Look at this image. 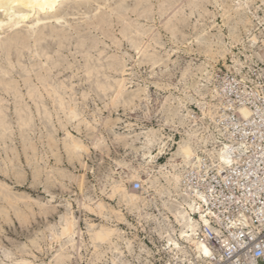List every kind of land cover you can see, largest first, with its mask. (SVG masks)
Instances as JSON below:
<instances>
[{"label": "rangeland", "instance_id": "obj_1", "mask_svg": "<svg viewBox=\"0 0 264 264\" xmlns=\"http://www.w3.org/2000/svg\"><path fill=\"white\" fill-rule=\"evenodd\" d=\"M158 1L162 3L159 2L160 3L159 5ZM183 1L184 4L182 8H179L178 10L176 9L178 12L175 11L173 13L171 11H173L174 8H170L165 12L166 14L164 13L163 15L162 13H160L162 12L160 8L163 5H165V3L168 4L169 2H171V0H150V2H148L150 7L149 17L147 18L148 20H146L145 18L139 19L140 23L143 21L144 25L147 24L146 26L147 27L149 26L150 28L152 27L151 29H153L154 31V36H155L153 37L154 40L153 39L150 40V43H152L151 44L152 46L150 48L153 49V50L150 49L151 54L152 51L153 54L160 53L161 55V54H165L164 52H166V54H170L169 57L166 58L164 61V64L166 62L165 65L162 62H160L161 65H159L160 63H154V60H152L151 57H154L156 54L154 55L152 54L150 59L148 60V62L151 61V63L150 62L147 63L146 61H144L146 63H141L143 62V60L142 61L140 60L142 59L141 55L137 54L136 49L131 48L129 43L127 45L125 39H122L123 36H121L122 34L120 30H122L123 27L121 24L116 22L117 20L116 18H115L116 25L115 22H113L112 27H109L108 29H111L112 31L114 35L113 39L121 43V46L119 47L114 45L112 38L108 37L110 39L109 40L107 36H104V34L101 33V31H96L94 29H91L90 32L92 35H96V36L98 35V37H100L103 43L105 42L104 44L101 43L102 47L105 46L104 54L111 53L109 55H114V57L117 58L119 56L118 61L119 60L122 61L116 65L117 67L116 70L115 69L114 71L112 70L113 72H111V75L116 77L117 79L122 77L127 78V86L129 87V90L136 89V86L137 88L138 86L145 88V91L141 92L139 96H136L134 97L135 99L133 98V100H130L132 103L130 101H128L129 104L128 102L120 101L121 103H125L124 104L125 106L122 105L120 102L119 104L114 103L116 105L111 104V101H109L111 94L110 91L106 92V94L109 92L107 96L104 94L106 98L104 97L103 99H98L97 94L88 86V83L87 82L83 83V81L86 80L85 73H82L84 72V70L81 69V67L83 68L84 66L83 64L84 59L83 56H81V53H77L75 50L76 49L75 36L77 34L74 33V30L71 31L73 38L71 39L72 42L70 43V50L68 49L63 52L61 58L63 64L58 68L52 69L51 74L53 75H51V77L53 78V81H58V80L61 81L62 79L63 81H65L66 86L67 85L70 86L72 85L71 83H74L73 84L74 91L75 89L77 90L74 92L75 94L73 93V95L77 99L78 104H80L79 106L82 112V117L86 119V122L82 123L79 126L80 128L78 127L79 129L74 125L77 123V121L76 123L75 121H72V123L70 124L71 121L65 118V115L63 114L64 111L62 112V110L59 109L58 106H56L57 105L56 102L54 100H53L54 102L51 101L52 99L47 96L46 92H43L45 94L44 104L45 106H47L45 108L48 111H50L52 115H55L54 116L55 118L52 117L51 118L52 120L51 121L49 120L50 122H48L47 120L41 119L38 113L36 112L37 113L36 117L34 116V119L32 120L34 122H31L30 127L25 128L26 131L25 132L24 128L19 127V124L17 123L18 122L17 117L14 114L17 106L13 100L14 99L13 95H11L13 93L6 92L8 94L7 95L6 93H4L5 91H2L0 89V96L3 99L5 98L4 99L5 102L3 104L5 105L4 110L6 111V114L8 113L7 120L9 123L12 121L10 123L11 125L10 127L13 128V129L10 128L11 134H9L10 137L7 135L6 139L9 137L7 140L5 139V137L3 138L2 136H0V160L4 161L7 164V160L11 159L12 161L11 163H14L17 166L20 173L22 172L20 174L19 180L15 179L13 175L11 176L14 178L10 179L8 178L10 176L5 178L3 175L0 174V181L4 183H9L11 185L10 187H12L13 192L15 191L14 193L17 192V194L19 195L21 191L20 196L23 197L24 194H26L27 196L25 195L26 197L25 196L24 197L26 199L28 198L27 199L28 201L26 200V203L21 202L20 203L21 205L18 207L19 208L18 210L21 215L20 214L18 215L16 212H13L15 210L14 209L12 210V208L11 210L10 208L6 209L8 211L7 212L8 214L0 213V264H23V263L25 264L27 261L28 263L26 264H61L63 262H64L63 264H111L113 257L119 254H120L119 256H121L123 259L125 258L124 260H126L127 264H129V262L130 264H146L147 263L145 260L146 257L147 260L150 261L147 264H152V263L158 264L159 262L160 263H162L163 261L166 262L168 261L169 258L172 257L171 256L172 254L168 250H166L167 251L166 252L160 249L161 245L165 243V240L162 239L160 236H158V234L154 231L153 224H151L150 222L148 223L145 222L146 220L139 215L140 213H145L146 211L155 212V213L158 212L156 210V204H160V199H158L159 196L157 195L156 192L157 186L153 185L151 179L157 175V169L159 165H163L166 163L169 153L176 146L175 142L181 140L182 129L180 132V129L178 130V128L172 125L173 124L172 121H170L169 118H167L169 116L167 112L164 113H162L163 111L161 112L162 104L164 103L166 96L170 94L175 97L179 96L182 98H186L187 94L192 95V97L196 100L190 101L188 97L186 101L187 105L189 106L190 109L193 110L194 113H196V117L198 119L202 118L201 111L197 104V99L200 98L199 96L196 95L194 88H192L194 87L193 83L199 80V76H201V73L199 72L200 70H195V69L200 64L206 63V65L208 66L210 65L209 69L211 71H216L220 68L223 70H227L228 65L232 64L231 62L232 55L230 52L226 53L225 58L222 55H220V53L219 55H217L218 53H215L213 56H211L210 52H206L205 49H201V47H199V44L196 42V36L198 35L196 33H200L201 30H203L205 27H206L205 28L206 31L212 32L213 35L210 32L212 40L214 39L217 40V38H222L226 42V46H228L231 49V51H233L235 55L239 56L241 60L247 65L249 63L252 64L254 61L263 62L262 60L257 59L256 57L254 58L252 57L253 62H251V60L250 59L248 60V58H246V56L244 55L243 53L244 49L242 48L241 45L232 44V40L229 36V26L226 25L224 21V14L229 9L228 4L232 2L231 0H214V1L198 0L197 2L200 6L195 10H193L194 12L192 10L191 11L189 10L191 9L188 6L190 0L189 1L183 0ZM252 11L262 17L264 15V2L262 0H254V3L252 5ZM199 12L201 13V15ZM153 14L155 17L153 16ZM160 14H162L163 16ZM169 15L171 16V18ZM77 16L76 18L81 17L79 15ZM188 16L190 17V19ZM197 16L200 19H198ZM130 17H132L130 19L131 21H134L137 18L134 14H131ZM169 19H171L172 21H170ZM252 19L255 24L258 23L259 31H263L259 19H256L254 17H252ZM71 20L73 22L74 19ZM76 20L78 21L80 19H76ZM163 21L165 22V24ZM166 21L167 22L169 21L171 23L167 24ZM194 23H196V26ZM166 24L169 25L170 27L169 26L165 27L164 25ZM171 25L173 26L171 27ZM155 29L157 30L155 31ZM86 30L89 31L88 29ZM259 31L257 29V32ZM156 36L160 37V38L158 37L159 41L155 40L157 39ZM116 37L121 41L116 39ZM73 42L75 45H73ZM27 50L28 49L26 48L22 52V53L25 52L24 54H26V56L28 55ZM74 50L76 52V55ZM167 51L169 53H167ZM171 52L173 56L171 55ZM247 53L250 54L251 52L248 51ZM94 54L96 53L94 52ZM124 57L126 59L125 61L122 60L124 59ZM209 58H211V60ZM66 60L67 63L65 62ZM77 60L79 63L77 62ZM122 63H125V65L127 66L120 65ZM4 65L6 64L4 63ZM15 65H16L15 68L18 71L20 66L17 65L16 63ZM187 66H191L194 69L193 74H190V76L188 75L187 77H185V80H183L182 71ZM72 67L73 68L76 67L75 68L76 70H74ZM119 70L121 71L125 70V73L118 72ZM14 76H15L14 78H16L15 81L18 82L17 83L18 89L22 94H25L24 99L26 100V102L29 101V97H26L28 96L29 93L28 92L27 94L25 93L26 92L25 89L27 90V87L23 85L24 84L23 83L24 80H22L23 78L17 73ZM69 76L71 77L69 78ZM33 81H34V86L39 84L36 87L41 88V83L39 82V80L36 79L35 76H33ZM69 89L70 88H67V90L65 91L66 97L68 96V94L71 95L70 93L71 91ZM90 89L92 91H90ZM82 94L87 96L85 102H82L83 101ZM69 99L70 96L66 98L67 101H69ZM9 101L12 103H10ZM104 101L105 103H103ZM73 105L74 104H72V106ZM30 106L31 108L33 107L32 110L35 113V111L37 110L35 105L33 103H30ZM57 112L62 116L61 118L57 117L58 115ZM206 119H207L206 121H208V118ZM49 125L50 126L54 125V128L56 129V133H55V129L53 133L55 134H51V135L46 134L47 133L46 127H48ZM110 128L113 131H111ZM151 128L153 129L155 128L158 131V134L160 133L159 136H162L165 139V141H167L168 143L164 152L160 154H158L159 145H155L150 149L143 148L142 146L143 141L145 139L144 137L145 132ZM76 129L79 131H77ZM87 130L90 131V132L88 131L90 134L87 132ZM67 131H71V133L76 135L89 148L88 151L83 153V156L81 158L83 164L78 159H69L68 155L63 149L64 148L62 144L63 142L61 141H64L63 139L64 137H66ZM114 133L116 136L114 135ZM117 133H119L118 136L120 137H117ZM94 136L98 140L94 139L95 138ZM26 137H28V139H26ZM11 138H13V140ZM1 139L2 140L4 139L6 141L4 140L2 141ZM29 139H31V141ZM97 141L100 143L96 144ZM5 143H7V145L9 144L10 147L7 146ZM93 145L96 146V148ZM32 147H34V149ZM4 148L7 149L8 151L5 150ZM55 148H58V150ZM5 151L7 152L6 154ZM53 152L56 155L59 154L58 157L53 156L55 155ZM144 152L151 153L154 156L156 155L152 165L149 166L145 164L144 162L145 159L143 160V156H142ZM12 154L14 155V157ZM5 155L7 156L5 157ZM149 159L150 158H147V160ZM14 160L16 163L14 162ZM58 160L60 161L58 162ZM1 161H0V165H4L5 163ZM11 163L9 164V166H11ZM36 163L39 166L35 165ZM120 163H122V165ZM53 167H55L56 172L53 170L54 169ZM37 168L38 169L41 168L40 171ZM20 169H22V171ZM35 169L37 170L38 173L36 179L33 177L32 174L33 173L32 171H34ZM47 169L49 172H47ZM60 169L63 171L67 170L70 175L69 176L67 175L68 177L67 176L61 177V175L57 174V170ZM67 171H65L66 174H68ZM49 173L52 175H50ZM11 174H13V171H11ZM132 174H135L136 177H132ZM81 175H83V177H81ZM45 176H47V178H45ZM3 178L6 180H4ZM83 178L85 181L83 180ZM163 178L164 177L159 176V182L157 183L158 185L166 183V180ZM76 179L78 180V182H76ZM46 180L49 181L46 182ZM113 180L125 184L128 189L129 188L131 189V187L133 188V183L135 181H140L142 183V189L136 190V193L139 195V197L141 199H154L155 201L157 200V202L154 201L149 203V206L144 208L143 212L135 211L134 213H130L125 209V207H122V205L118 203V199L116 197L110 196V190H111L110 184L113 182ZM81 184L83 187L82 186L80 187ZM46 187L48 189H46ZM47 190H49L50 192H48ZM52 196L54 197L52 198ZM48 198L53 199L54 201L49 200ZM97 200H103L106 203V208H107L106 211L110 209L112 210V208H117V207L121 208L128 223L125 224L121 220L119 221L115 214L111 215L113 216L112 217L113 221L112 222L109 221L110 222L109 223L107 220H103L102 216H100V214H98L97 212L93 210L90 211V209L87 208V205H92L94 201ZM34 201L37 202L39 206L36 203H33ZM41 204L43 209L40 208ZM43 204H45L46 206ZM23 205L25 206L23 207ZM49 206L52 208H49ZM68 207H70L72 215L77 219L78 218L80 219V220L78 219V223H77L78 228H76V231H78L77 229H80L81 232L80 234H78L79 236L75 234L73 238L75 246L74 245L71 246V244H67L65 241L66 238L60 234V231L62 229L60 224V216L66 211ZM5 208L7 207L5 206ZM5 214L7 215L5 216ZM115 219L118 221H116ZM88 223H98L103 225H111L114 223L118 224V227H120L124 232L126 231L124 233V236L131 241V246L128 247L126 241L117 239L116 237L113 239V241L115 242H110L108 240L107 241L105 240L104 243L103 241H99V240L96 241L91 239V237H89L90 234H88L89 231L87 229ZM53 226L56 227V229L59 228V230L58 229L56 230L57 231L55 233L56 235L51 234L50 228ZM55 236H57L58 238ZM77 242L81 243L79 248L78 246H76ZM64 244L66 247L64 246ZM24 245H25V249L23 247ZM62 246H64V249L61 250V252L63 251V253L60 252V248ZM18 247L19 248L21 247L23 252L21 249L19 250ZM26 249L28 251H26ZM4 253L6 254L4 255ZM58 254L60 255L59 258H61V255L65 256V254H68L65 256V258L67 259H64L63 262L60 263L59 261L61 260L57 257V259H59L57 261L55 257V256H59ZM139 254L141 256H139ZM134 259L135 261H133ZM21 261H23V263Z\"/></svg>", "mask_w": 264, "mask_h": 264}, {"label": "bare ground", "instance_id": "obj_2", "mask_svg": "<svg viewBox=\"0 0 264 264\" xmlns=\"http://www.w3.org/2000/svg\"><path fill=\"white\" fill-rule=\"evenodd\" d=\"M197 1L198 0H190L189 1L188 6L191 8V9H189L190 11L191 10L193 11L200 6ZM208 1H210V0H208ZM231 1L232 2L230 4H228L229 9L225 12V14L224 13L223 14H224L225 24L229 26V36L232 40V44L241 45L242 48L244 49V51H243L244 55L246 56V58H248V60L250 59L251 62H253L254 57H256L257 59H260L264 62V30L259 31L258 23L255 24L253 22V19H252V17L259 19V22L261 23L263 16L261 17L257 13L252 11V5L254 3V0H231ZM262 1L264 2V0H262ZM148 2H150V0H0V89L2 91H5L4 93H6V92H10V93L12 92L13 93L11 95H13L14 99L13 98H11V99L14 100V102L16 103V106H17V108L15 107L16 111L14 114L17 117V121H18L17 123L19 124V127L24 128V131H25V128L30 127L31 122H34L32 120L34 119V116L36 117L37 113L41 119L47 120L48 122H50L52 120L51 118L55 116V115H52V113L45 108L47 106H45V104H44L45 103V101H44L45 94L43 92H46L47 96L52 99L51 101L54 100L56 102L57 105L56 104L55 105L58 106L59 109L62 110V112L64 111L63 114L65 115L66 119L71 121L70 124L72 123V121H75V123L77 121V123L74 125L78 128L82 123L86 122V119L82 117V112H81V109L79 106L80 104H78L77 99L73 95V93L77 90V89H75V91H74V86H73L74 83H71L72 85H70V86H68V85L66 86L65 81H63L62 79H61V81L60 80L53 81V78L51 77V75H53V74H51L52 69L58 68L59 66H61L63 64L62 60H61L63 52L68 50V49L70 50V43L72 42L71 39L73 38L72 32H71L72 30H74V33L77 34L75 36V43H76V49L75 50L77 53H81V56H83V59H84V63H83L84 66H83V68L81 67V69L84 70V72H82V73H85V79L86 80L83 81V83L84 82L88 83V86L97 94L98 99H103L105 97L104 94L107 96V94L109 92L107 94H106V92L110 91L111 94H110V100L109 101H111V104H114V103L119 104L120 101L128 102L130 100H133L134 97L139 96L141 92L145 91L144 87H139V86H138V88L136 86V89H134V90H129V87L127 86V78H125V77L119 78L118 77L119 79H117L116 77L111 75V72H113L114 69L115 70L117 69L116 65L122 61L121 60L118 61L119 56L117 58V57H114V55H109L111 53L104 54L105 46L102 47V45H101V43H103V41L100 39V37H98V35L97 36L92 35L90 31H91V29H94L96 31H101V33L104 34V36H107V38L108 37L112 38L114 45L119 47V46H121V43L117 42V40L113 39L114 35H113L111 29H108L109 27H112L113 22H115V20L117 19L116 22L121 24L123 27L122 30H120L121 34H122V35L121 34L120 35L123 36L122 39H125V41L127 42V45L129 43L131 48L136 49L137 54L141 55L142 59H140V60L141 61L143 60V62H141V63H146V62L151 63V61L148 62V60L150 59L151 55L153 54V51H152V54L150 52V49H151L150 47L152 46L151 45L152 43H150V40L151 39L154 40V38H153V37H155L154 31H153V29H151L152 27L151 28L149 26L147 27L146 26L147 24L144 25L143 21L141 22L142 24L139 22L140 18H145L146 20H148L147 18L149 17V13H150V10H149L150 7H149ZM159 2L160 1H158V3ZM165 2H163V3H165ZM160 3H162V2H160ZM160 3H159V5H160ZM183 4H184L183 0H171V2H169L168 4L167 3H165V5L161 4L163 6L160 8V10L162 11L160 13H162L164 15V13L167 10H169L170 8H174L173 11H171V12H173V13L175 11L178 12L177 10L179 8H182ZM214 4H216V3H214ZM201 11H202V9H201ZM171 12H170V14H171ZM173 13H172V15H173ZM197 13H198V10H197ZM131 14H134L137 17L134 21L130 20L132 18V17H130ZM162 14H160V15H162ZM175 14H174V16H175ZM77 15H79L81 17L76 18ZM200 15H201V13H200ZM153 16H154V14H153ZM176 17H177V15H176ZM199 17H198V19H200ZM170 18H171V16H170ZM71 19H74L75 22H74V20L72 22ZM76 19H80V20L77 21ZM189 19H190V17H189ZM169 20L172 21L171 19H169ZM116 22H115V25H116ZM166 23L168 24L171 22L166 21ZM177 23H179V22H177ZM164 24H165V22H164ZM167 24L164 26L165 27L169 26ZM194 24L196 26V23H194ZM173 25H171V27ZM176 28H175V30H176ZM205 28L203 30H201L200 33H196V34H198L196 36V42L199 44V47H201V49H205L206 52H210L211 56H213L215 53H218L217 55H219V53H220V55H222L225 58L226 53L230 52L232 55V61H231L232 64L228 65V70L236 71L237 73L241 74L242 77L245 78L246 77L245 76V73H246L245 69L248 68L251 64L249 63L247 65L246 63H244L241 60V58L239 56L235 55L233 53V51H231V49L228 46H226V42L222 38H217V40H215V39L212 40L211 35H210L211 31L210 32L206 31ZM86 29H88L89 31H87ZM257 29L259 32H257ZM156 30L157 29H155V31ZM170 30H169V32H170ZM172 32H174V31H172ZM174 34H177V33H174ZM211 34H212V32H211ZM158 37L155 40L159 41ZM175 37H176V35H175ZM116 39H118V38L116 37ZM119 41H121V40H119ZM113 43H111V44H113ZM73 45H75L74 42H73ZM215 46H216V48H215ZM26 48L28 49L27 50L28 51L27 56H26V54H24L25 52L22 53L23 50H25ZM107 49H108V47H107ZM154 49H156V48H154ZM75 50H74V52H75ZM151 50H153V49H151ZM248 51L251 53L248 54L247 53ZM76 52H75V55H76ZM94 52L96 54H94ZM112 53H115V52H112ZM164 53L165 54H161V55H160V53L159 54L154 53L156 55L154 57H151V59L154 60V63L162 62L164 64L165 59L168 58L170 55V54H166V52H164ZM167 53H169V52L167 51ZM171 55H172V52H171ZM211 58H209V59L211 60ZM67 60L65 61L66 63H67ZM122 60L125 61L126 60L125 57ZM144 61H146V62H144ZM77 62H78V60H77ZM174 62H175V60H174ZM4 63L6 65H4ZM15 63L20 66V68L18 67L19 68L18 71L15 68L16 67ZM69 64H70V62H69ZM165 64H166V62H165ZM120 65H125V63H122ZM156 65H158V64H156ZM159 65H161V63ZM188 65H189V63H188ZM66 66H68V65H66ZM125 66H127V65H125ZM175 66H176V64H175ZM209 66L206 65V63H202L197 68L194 67V68H196L195 70H200L199 72L201 73V76H199V80H197L193 83L194 87L191 86L192 88H194L196 95L199 96V98H200V99H197V104H198L199 109H200L201 114H202L201 119H198L196 117V113H194L193 110L190 109L189 106L187 105L186 101H187L188 97H189L190 101L196 100L192 97V95L187 94L186 98H182L179 96L175 97V96L170 94V95L166 96L164 103L162 104L161 112L162 111H163L162 113L167 112L169 115L167 118H169V120L172 121V123H173L172 125H174L176 128H178V130L180 129V132L182 129L181 140L175 142L176 146L169 153V156L167 158L166 163L163 165H159V167L157 169V175L151 179V182L153 183V185L157 186L156 192H157V195L159 196L158 199H160V204H156V210L158 212L155 213V212L146 211L145 213L139 214L141 217H143L146 220L145 222H147V223L150 222L151 224H153L154 231L158 234V236H160L162 239L165 240V243H163L161 245L160 249H162L163 251L168 250L172 254L171 256L173 257V259L183 258V257L187 256L188 254H190V252H195L198 255H207L208 254L207 247L203 243H201L195 239V234H196V231L199 228L200 224L202 222L205 224H208V220L203 216L202 213H200L199 217L194 216V214H198L200 212L199 211V205L197 204L196 200L191 198L188 195V193L186 191H184L182 188L183 172H184L185 168L190 167L192 165H195L198 161H201V156L199 154V151L203 152L204 154H206L207 156H209L211 158H217V160H219L220 162H228L229 161V150H231L232 148L235 147L232 143H227V142L219 143V139L216 136V130H218V127H217V125H215L214 121H215L216 111H217V108L219 107L221 98H220V92L214 83L215 71H211L209 69ZM73 67H74V65H73ZM69 68H70V65H69ZM75 68H73V69L76 70ZM193 70L194 69L191 66H187L182 71L183 80H185V77H187L188 75L190 76V74H193ZM78 72H79V70H78ZM118 72H124L125 73V70H122V71L119 70ZM16 73L19 74L23 78L22 79V80H24L23 85H25L27 87L28 91L25 89V91H26L25 93L26 94H27V92L29 93L28 96H26V97H29V101H27V102L24 99L25 94H22L17 87L18 82H16L15 81L16 78H14L15 77L14 75ZM33 76H35L36 79L39 80V82L41 83V88L36 87L39 84L34 86ZM21 77H20V79H21ZM70 77L71 76H69V78ZM75 77H77V76H75ZM83 78H84V76H83ZM81 81H82V79H81ZM79 83H80V81H79ZM191 84H192V82H191ZM67 88H70L69 90L71 91L70 92L71 95L68 94V96H67V97L70 96L69 101H67L68 99L66 100L67 97L65 94L66 93L65 91L67 90ZM91 89H90V91H92ZM82 95H81V97H82ZM88 96H89V94H88ZM82 98H83L82 102H85L87 99V96L83 95ZM138 98H140V97H138ZM4 99L0 96V136H2L3 138L5 137V139H6L7 135L9 136V134H11L10 128H12V127H10L11 126L10 123L12 121L9 123L7 120V117H8L7 114L8 113L6 114V111L4 110V107H5V105L3 104L5 102ZM98 99H97V102H98ZM79 102H81V101H79ZM10 103H12V102H10ZM30 103H33L36 107L37 110L35 111V113L33 112V110H32L33 107L31 108ZM71 103L74 105L72 106ZM103 103H105V101ZM190 103H193V102H190ZM121 104L124 105L125 103H121ZM128 104H129V102H128ZM114 105H116V104H114ZM12 106H13V104H12ZM12 106H10V107H12ZM56 106H54V107H56ZM105 106H106V104H105ZM110 106H109V108H110ZM13 108H14V106H13ZM12 110H10V111H12ZM54 112H55V110H54ZM239 112L242 116L247 117L250 113V109L246 106H242V107H240ZM33 113H34V115H33ZM57 114H58V112H57ZM57 117L61 118L62 116L60 114H58ZM163 118H164V116H163ZM206 118H208V121H206L207 120ZM59 120H57V121H59ZM61 121H62V119H61ZM43 125H44V123H43ZM30 129H33V128H30ZM46 129H47L46 134H48V135L56 133V129L54 128V125H52V126L49 125L48 127H46ZM54 129H55V133H53ZM74 129H75V127H74ZM110 130H111V128H110ZM77 131H79V130H77ZM88 131L89 130H87V132ZM111 131H113V130H111ZM37 132H39V131H37ZM22 133H23V131H22ZM66 133H67L66 137H64V139H63L64 141H61V142H63L62 144L64 147L63 148L64 151L68 155L69 159H78L79 161H81L83 153L88 151V149H89L88 146L85 143H83L76 135L71 133V131H67ZM118 134L119 133H117V137H120V136H118ZM159 134L155 128L154 129L151 128L148 131H146L145 135H144L145 139H144L143 145H142L143 148L150 149L151 147H153L155 145H159V153L158 154L164 152L168 143H167V141H165V139L162 136H159ZM94 135H96V134H94ZM114 135H115V133H114ZM182 135H184V136H182ZM11 137H13V136H11ZM11 139L13 140V138H11ZM26 139H28V137H26ZM31 139H29V140L31 141ZM49 139H50V137H49ZM94 139H97V138L95 137ZM6 140H4V141H6ZM97 143H100V142L97 141L96 144ZM5 144L7 145V143H5ZM132 144H133V142H132ZM7 146H9V144ZM94 147L96 148V146H94ZM32 148L34 149V147H32ZM133 148H135V147H133ZM55 149L58 150V148H55ZM5 150H7V149H5ZM13 150H11V151H13ZM33 152H34V150H33ZM149 152H150V150H149ZM6 153L7 152L5 151V154ZM13 153H15V152H13ZM58 155L55 154L53 156L58 157ZM6 156L7 155H5V157ZM142 156H143V160L145 159V161H144L145 164L149 165V166L153 164L154 159L156 157V155L154 156L151 153H146V152H144V154H142ZM13 157H14V155H13ZM13 157H11V158H13ZM147 158H150V159L147 160ZM57 159H59V158H57ZM16 160H18V159H16ZM60 160H58V162ZM28 161H29V159H28ZM1 162H4V161H1ZM11 162H12L11 159H8L7 164L4 162L5 163V164L3 163L4 165H0V174L3 175L5 178L10 176L8 178L12 179L15 177V179L19 180L20 174L22 172L20 173L17 166ZM14 162H15V160H14ZM17 162H19V161H17ZM30 162H32V161H30ZM10 163H11V166H9ZM72 164H73V162H72ZM82 164H83V162H82ZM120 164L122 165V163H120ZM35 165H38V164L36 163ZM53 168H54L53 170L55 171V167H53ZM40 169H38V170L40 171ZM48 169H47V172H49ZM61 169L57 170V174L61 175V177L70 175L67 170L64 169L65 171H67L68 174H66V172L61 170ZM20 170L22 171V169H20ZM11 171H13V174H11ZM136 171H137V169H136ZM32 172H33L32 173L33 177L36 179V176H38L37 170L35 169ZM11 175H13L14 177H12ZM46 175H47V173H46ZM50 175H52V174H50ZM71 175H72V173H71ZM83 175H81V177H83ZM49 176H48V178H49ZM159 176L164 177L163 179L166 180L165 184H160V185L157 184L159 182ZM70 177H73V176H70ZM132 177H136V175L132 174ZM21 178H22V176H21ZM45 178H47V176H45ZM4 180H6V179H4ZM53 180H54V178H53ZM83 180H84V178H83ZM149 180H147V181H149ZM48 181L46 180V182H48ZM81 181H82V178H81ZM76 182H78L77 179H76ZM110 185H111L110 196L116 197L118 199V203L120 205H122V207H125V209L127 211H129L130 213H134L135 211L143 212L144 208L149 206V203L155 201L154 199H141L139 197V195L136 193L135 189H133L132 187H131V189L130 188L128 189L125 184L118 182L116 180H113V182ZM10 186L11 185L9 183H4V182L0 181V213H7L8 211L6 209L10 208V210H11V208H12V210L13 209L15 210L13 212H16L19 215L20 212L18 210L19 209L18 207L21 205L20 203L21 202L26 203V200L28 198L27 199L25 198L27 196L26 194H24V196L26 195L25 197L20 196L21 191H20L19 195L17 194V192L14 193L15 191L13 192L12 187H10ZM81 186H82V184L80 185V187ZM47 187H46V189H48ZM106 189H108V188H106ZM47 191L50 192L49 190H47ZM22 195H23V193H22ZM53 197L54 196H52V198ZM48 199L53 200L50 198H48ZM90 200H92V199H90ZM155 202H157V200ZM33 203H36L38 205V203L35 201ZM29 204H30V202H29ZM43 205H45V204H43ZM5 206L7 208H5ZM24 206L25 205H23V207ZM70 207H68L66 209V211L60 216V224H61V228H62L60 231V234L67 239V240L65 239L67 244H71V246H73V245L75 246L74 239H73L74 235L80 234L81 231H80V229H77L78 231H76V228H78L77 223H78L79 218L77 219L76 217H74L72 215ZM40 208L43 209L42 204H41ZM49 208H52V207L49 206ZM87 208H89L90 211L93 210V211L97 212L98 214H100V216H102L103 220H107L108 222L113 221V218H112L113 216H111V215L115 214L119 221L121 220L125 224L128 223V221H127L124 213L122 212L121 208L117 207L119 209L112 208V210L110 209V210L106 211L107 210L106 203L103 200L94 201V203L92 205H87ZM24 213H26V212H24ZM7 214H5V216ZM23 216H24V214H23ZM25 217H26V215H25ZM21 219H24V218H21ZM118 220H116V221H118ZM85 224H87V223H85ZM87 227H88L87 229L89 231L88 234H90L89 237H91V239H93V240L103 241V243L105 240L106 241L108 240L110 242H115V241H113V239L116 237L117 239H121V240L126 241V243L128 244V247L131 246V241L124 236V233L126 231L124 232L120 227H118V224L114 223L111 225H103V224H98V223H88ZM57 229L59 230V228H57ZM57 229L54 226L51 227L50 228L51 234H55L57 232L56 231ZM55 237H57V236H55ZM76 241H77V238H76ZM78 241H79V239H78ZM63 243H65V242H63ZM118 243H120V242H118ZM80 244L81 243L77 242L76 246H78V248H79ZM64 246H65V244H64ZM64 246H62L61 248L59 247L60 252H61V250L64 249ZM140 246H141V244H140ZM144 246H145V244H144ZM23 247L25 249V245ZM59 248H58V250H59ZM20 249H21V247L19 248V250ZM116 249H117V247H116ZM142 250H145V249H142ZM26 251H28V250L26 249ZM22 252H23V250H22ZM61 253H63V251ZM5 254L6 253H4V255ZM98 254H99V252H98ZM66 255H68V254H65V256ZM119 255L113 257L111 264H127L126 260H124L125 258L123 259ZM63 256L64 255H61V258H59L60 255L55 256V257H56L57 261L60 259L61 261H59V262L61 263V262H63L64 259H67V258H65V256L64 257ZM139 256H141V255L139 254ZM57 257L59 259H57ZM141 258H139V259H141ZM135 259H137V258H135ZM135 259L133 261H135ZM145 260L147 263L150 262L149 260H147V257L145 258ZM21 262L23 263V261H21ZM26 263H28V261ZM63 263H61V264H63ZM129 264H130V262H129Z\"/></svg>", "mask_w": 264, "mask_h": 264}, {"label": "built area", "instance_id": "obj_3", "mask_svg": "<svg viewBox=\"0 0 264 264\" xmlns=\"http://www.w3.org/2000/svg\"><path fill=\"white\" fill-rule=\"evenodd\" d=\"M264 30V15L262 19ZM245 78L233 70L215 71L220 92L215 115L219 143H232L229 161L199 151L201 161L185 168L182 188L195 199L201 223L195 239L207 255L190 252L158 264H264V62L254 61ZM250 109L247 117L240 107ZM133 189L141 190L135 181ZM156 264V263H152Z\"/></svg>", "mask_w": 264, "mask_h": 264}]
</instances>
